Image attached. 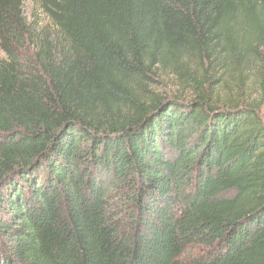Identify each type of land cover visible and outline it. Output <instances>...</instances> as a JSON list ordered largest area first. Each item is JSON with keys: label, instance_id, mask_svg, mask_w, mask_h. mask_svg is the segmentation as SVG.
<instances>
[{"label": "trees", "instance_id": "1", "mask_svg": "<svg viewBox=\"0 0 264 264\" xmlns=\"http://www.w3.org/2000/svg\"><path fill=\"white\" fill-rule=\"evenodd\" d=\"M38 2L54 29L0 0V264H264L261 106L144 94L169 58L264 50V0Z\"/></svg>", "mask_w": 264, "mask_h": 264}, {"label": "rangeland", "instance_id": "2", "mask_svg": "<svg viewBox=\"0 0 264 264\" xmlns=\"http://www.w3.org/2000/svg\"><path fill=\"white\" fill-rule=\"evenodd\" d=\"M24 12L28 20L37 22L40 28L54 29L38 0H25ZM4 56L0 48V58ZM195 80L201 83L203 89L215 87V97L221 105L231 101H255L261 106L264 120V50L256 52L249 42L232 40L228 42L222 59L206 62L199 53L169 58L166 65L155 68L154 80L147 82L144 94L149 99L168 97L190 100L194 96ZM204 257V249L193 246L185 253L183 262L194 264Z\"/></svg>", "mask_w": 264, "mask_h": 264}]
</instances>
